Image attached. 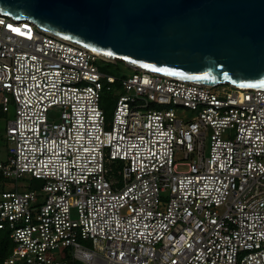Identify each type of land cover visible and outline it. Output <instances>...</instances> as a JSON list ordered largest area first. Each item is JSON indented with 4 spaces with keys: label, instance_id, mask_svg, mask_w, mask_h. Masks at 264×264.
I'll return each instance as SVG.
<instances>
[{
    "label": "built area",
    "instance_id": "built-area-1",
    "mask_svg": "<svg viewBox=\"0 0 264 264\" xmlns=\"http://www.w3.org/2000/svg\"><path fill=\"white\" fill-rule=\"evenodd\" d=\"M100 60L0 11L1 264H264V89Z\"/></svg>",
    "mask_w": 264,
    "mask_h": 264
},
{
    "label": "water",
    "instance_id": "water-1",
    "mask_svg": "<svg viewBox=\"0 0 264 264\" xmlns=\"http://www.w3.org/2000/svg\"><path fill=\"white\" fill-rule=\"evenodd\" d=\"M0 11L132 69L264 89V0H0Z\"/></svg>",
    "mask_w": 264,
    "mask_h": 264
},
{
    "label": "rangeland",
    "instance_id": "rangeland-1",
    "mask_svg": "<svg viewBox=\"0 0 264 264\" xmlns=\"http://www.w3.org/2000/svg\"><path fill=\"white\" fill-rule=\"evenodd\" d=\"M99 67L105 72L110 73L114 75L115 77H120L124 75H130L133 73V69L128 67L125 63L124 65H112L107 62L99 61L98 62ZM122 92V89L119 85V83H115L111 85V88L109 90L105 89L103 90V100H102V106L106 109V116L107 118L111 119L113 109L115 107V103L117 100L118 95ZM14 117V109L13 107L10 108V110L0 116V131L1 133H4V130L6 128L7 121L13 119ZM7 147L8 143L0 136V161H5L7 158ZM5 185L2 186L0 189H6V188H14L15 186L19 189L23 187L31 188V189H37L43 182L39 179L33 178L30 174H23L22 177H20L17 180H14L13 178L6 179ZM4 233L6 231H3ZM7 234V233H6ZM1 264V260H0Z\"/></svg>",
    "mask_w": 264,
    "mask_h": 264
},
{
    "label": "trees",
    "instance_id": "trees-1",
    "mask_svg": "<svg viewBox=\"0 0 264 264\" xmlns=\"http://www.w3.org/2000/svg\"><path fill=\"white\" fill-rule=\"evenodd\" d=\"M105 62H107L109 64H112V65L113 64L114 65H119V64L124 65V62L123 61H119V60H116L115 62H110V61H105ZM108 74H110V73H108ZM102 100H103V94H102V97H101V103H102ZM103 108L106 111L105 107H103ZM10 249H11V242L9 241L6 232L4 233L3 230H0V260H2L9 253Z\"/></svg>",
    "mask_w": 264,
    "mask_h": 264
}]
</instances>
